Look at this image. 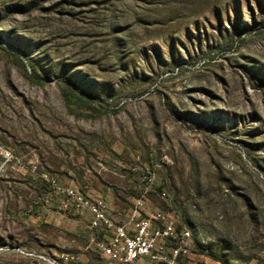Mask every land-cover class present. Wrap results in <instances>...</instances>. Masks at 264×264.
Instances as JSON below:
<instances>
[{"label": "rangeland", "instance_id": "374dc122", "mask_svg": "<svg viewBox=\"0 0 264 264\" xmlns=\"http://www.w3.org/2000/svg\"><path fill=\"white\" fill-rule=\"evenodd\" d=\"M137 157L189 264H264V0H0V264H110L41 175L126 214Z\"/></svg>", "mask_w": 264, "mask_h": 264}, {"label": "built area", "instance_id": "2783aa9c", "mask_svg": "<svg viewBox=\"0 0 264 264\" xmlns=\"http://www.w3.org/2000/svg\"><path fill=\"white\" fill-rule=\"evenodd\" d=\"M9 160L10 155L5 154ZM137 157L131 173L138 176L137 197L134 199L123 222H116L109 215V208L102 198H90L84 192L63 186L54 178L42 174L59 202L56 212L90 216L87 224L88 244L111 264H134L146 259L149 264H188L192 255L207 254L203 244L194 240L188 227L180 226L179 219L168 208L171 198L157 184L153 171L139 168ZM156 194L161 201L160 209L151 210L146 202ZM48 261V260H47ZM77 258L62 255L51 264L76 262Z\"/></svg>", "mask_w": 264, "mask_h": 264}, {"label": "crops", "instance_id": "0c3cea01", "mask_svg": "<svg viewBox=\"0 0 264 264\" xmlns=\"http://www.w3.org/2000/svg\"><path fill=\"white\" fill-rule=\"evenodd\" d=\"M55 208H56V206H55ZM68 213H70V212H68ZM56 214L57 215H63V216H65V213H58V212H56ZM72 215V217L74 218V221L77 223V224H79L80 226H82V227H84L86 230H87V224H88V222H89V220H90V216L89 215H85V216H83V217H79V216H76V215H74V214H71ZM109 215H110V217L113 219V220H115L116 222H123L124 221V219L126 218V216H127V213L126 214H119V213H117V212H111L110 210H109ZM88 236H89V233H88ZM108 262V261H107ZM111 264V263H110ZM134 264H149V262L146 260V259H142V260H138V261H136V262H134ZM189 264V263H188Z\"/></svg>", "mask_w": 264, "mask_h": 264}, {"label": "trees", "instance_id": "16d2710c", "mask_svg": "<svg viewBox=\"0 0 264 264\" xmlns=\"http://www.w3.org/2000/svg\"><path fill=\"white\" fill-rule=\"evenodd\" d=\"M64 97H65L66 105L68 107H70V109H74V108L79 109L82 105H84L86 103V101L82 97L75 95L74 93H68ZM131 175L133 177H135L134 174L131 173ZM159 187H161V186L159 185ZM53 194H54V192H53ZM54 196L56 197V199H58V202H59L58 196L55 194H54ZM99 256H100V254H99Z\"/></svg>", "mask_w": 264, "mask_h": 264}]
</instances>
